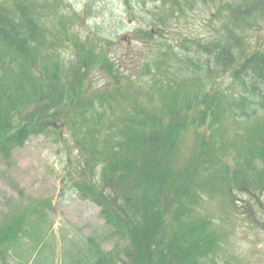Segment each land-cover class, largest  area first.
<instances>
[{"label":"trees","instance_id":"16d2710c","mask_svg":"<svg viewBox=\"0 0 264 264\" xmlns=\"http://www.w3.org/2000/svg\"><path fill=\"white\" fill-rule=\"evenodd\" d=\"M66 1L0 0V161L33 134L72 150V185L114 241L87 238L80 264H223L235 218L264 229V44L246 37L264 0H163L129 66L111 41L79 39ZM197 2L224 36L178 31ZM54 211L27 196L3 212L0 264L45 242Z\"/></svg>","mask_w":264,"mask_h":264},{"label":"rangeland","instance_id":"374dc122","mask_svg":"<svg viewBox=\"0 0 264 264\" xmlns=\"http://www.w3.org/2000/svg\"><path fill=\"white\" fill-rule=\"evenodd\" d=\"M67 12H76L75 30L79 39L88 36L97 42L109 40V52L114 56L127 57L119 61L129 66V54H134L142 44L137 36L158 22L154 13L164 16L169 4L163 0H67ZM216 7L195 3L187 18L177 22L178 31L191 39L195 37L220 38L225 34L221 16L216 19ZM157 15V14H156ZM227 20V19H226ZM165 33H167L165 31ZM253 45L264 44V23L246 36ZM65 59L69 54L61 53ZM69 60V59H68ZM99 83H102L100 79ZM227 87L232 85L224 78ZM44 134L32 135L23 147L17 148L9 160L0 161V217L24 197L48 198L53 202L54 212L52 235L36 246L34 239L22 243L10 258V264H80L88 253L89 237L100 238L101 247L113 248L114 241L106 239V228L101 208L84 200L75 191L69 178V153L66 144ZM73 156V155H72ZM231 219H233L231 217ZM235 228L229 232V243L222 263L264 264V229L253 228L234 219ZM88 257V256H87Z\"/></svg>","mask_w":264,"mask_h":264}]
</instances>
